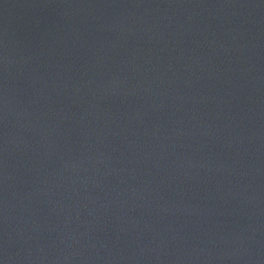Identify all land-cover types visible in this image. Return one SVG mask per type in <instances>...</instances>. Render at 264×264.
<instances>
[{
    "label": "water",
    "instance_id": "water-1",
    "mask_svg": "<svg viewBox=\"0 0 264 264\" xmlns=\"http://www.w3.org/2000/svg\"><path fill=\"white\" fill-rule=\"evenodd\" d=\"M0 264H264V0H0Z\"/></svg>",
    "mask_w": 264,
    "mask_h": 264
}]
</instances>
